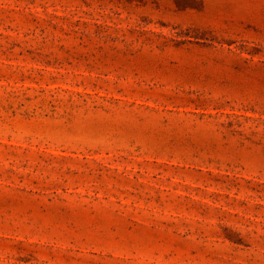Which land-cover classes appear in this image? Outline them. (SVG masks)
<instances>
[{
  "label": "rangeland",
  "instance_id": "obj_1",
  "mask_svg": "<svg viewBox=\"0 0 264 264\" xmlns=\"http://www.w3.org/2000/svg\"><path fill=\"white\" fill-rule=\"evenodd\" d=\"M0 264H264V0H0Z\"/></svg>",
  "mask_w": 264,
  "mask_h": 264
}]
</instances>
